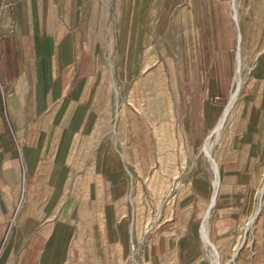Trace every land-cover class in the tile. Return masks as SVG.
<instances>
[{
  "label": "crops",
  "instance_id": "1",
  "mask_svg": "<svg viewBox=\"0 0 264 264\" xmlns=\"http://www.w3.org/2000/svg\"><path fill=\"white\" fill-rule=\"evenodd\" d=\"M120 2L139 5L135 21L156 0ZM232 2L169 0L188 6L175 17L179 34L195 31L182 53L165 57L169 80L162 63L139 81L110 75L114 45L90 21L98 38H82L71 0L16 2L2 16L0 264H231L236 250L245 264L247 225L255 217L253 243L264 225L263 203L255 216L264 46L244 79L242 67L232 116L211 137L225 108L216 101L230 98L244 55L246 1L237 20ZM132 25L124 33L133 37L140 26Z\"/></svg>",
  "mask_w": 264,
  "mask_h": 264
},
{
  "label": "rangeland",
  "instance_id": "2",
  "mask_svg": "<svg viewBox=\"0 0 264 264\" xmlns=\"http://www.w3.org/2000/svg\"><path fill=\"white\" fill-rule=\"evenodd\" d=\"M24 1L26 0H0V20L5 13L11 12L12 5L14 3L16 2L23 3ZM93 1L97 2L99 8L97 11L94 12H92V8H91ZM161 1L162 0H156V2L153 3H148V2L144 3L143 12L141 14L135 13L136 15L135 21H133L132 16H133V8L139 6L137 4H129L127 2L126 3L120 2L118 4V0H77V3L76 2L74 3L71 0V6L72 8L74 6V10L77 16L75 28L78 29V31H83L84 33H86L84 37L82 36V38H84L86 42L88 43L94 42L96 38H98V36L96 35V30L90 27L91 26L90 22L103 25L102 44H108V45L113 44L115 47L113 52L109 51V53H107L108 59L111 60L110 63H112V67L106 69L110 73V75L113 74L119 79L125 76L128 79L133 77V79L130 81H139L145 75H147L148 71L150 72L153 71L156 66L162 63L163 74L167 76L169 80V77H171L173 73L171 72L169 64L167 63V59L165 60V57L168 58V60H170V58L175 57L177 48L178 50L181 49V53H182V49L184 50V48L188 46V40L190 38H187V36L194 34L195 31L194 29H192L193 32L192 33L188 32L189 34L186 31V34L184 35V37H182V35H180L179 32L176 30L177 28L175 26L176 25L175 17L176 15L179 14V11L181 9H185L188 7L186 3L183 4L174 3L170 5L169 0H167L168 2L165 4L162 3ZM244 1L246 2L242 3L241 12L244 13L246 28H245V33L242 37V41L240 43L241 48L244 50V55L242 59L243 79L248 73L246 67L249 65L252 56L256 55L258 51L262 49L264 46V27H263L264 2L262 0H244ZM234 5L239 9L240 6L239 0H235V3L232 2L233 7ZM165 8H167L166 21L163 20ZM139 16L140 19H137L139 18ZM133 22H138L140 28H137V31H139L140 34L132 37L130 35H126L125 33L127 32L129 33V31L131 30L130 28L133 26L132 25ZM160 24L161 27H163L164 25L161 31H159ZM121 27L122 29H120ZM232 27L234 31V50L236 51L238 46V41H237L238 29L236 27L234 20H232ZM175 38L176 39L178 38V40L180 41L179 45L175 43L174 40ZM134 39H135L134 45L136 50L133 54L135 55L134 57H132L131 65H128L129 67H127L126 63L129 64L127 59L129 56L128 54L131 53L126 51L127 49L126 45L132 43ZM143 59L144 61L146 60V62H144L145 64L147 63L146 67L141 66ZM237 59H238V55H237ZM177 71H178V76H180L181 74L180 67H178ZM234 87H235V83L232 87V92L234 90ZM229 101L230 98L228 97L227 99H223L220 101L217 100L216 102L221 104V107L226 108L229 104ZM140 103L141 101L139 100V104ZM225 108L223 109V112ZM219 123L212 131L213 133L218 127ZM213 133H211V136H214ZM205 146L206 143L202 151L203 154L206 156V154L204 153ZM262 190H264V177H263L262 188L260 189L259 196L257 195L255 201L256 204L258 203L256 213L260 208L259 206L262 203L264 204V194L262 195L263 197L260 202ZM258 197H259V201H258ZM171 198H168V200L171 201L173 199ZM252 219H255V217H253ZM252 219L250 220L246 228L247 233L245 236V240L248 250H247V257L245 264H255V260H254L255 252H256L255 248L262 250L261 252L258 250L259 254L260 253L262 254V257L260 258V260H257V264H264V225L262 228L258 229L257 233H259L260 230V234L258 236L259 238L257 241L253 243L254 240L253 231L255 229L253 224L254 221H252ZM243 252H245V250ZM237 253H238L237 250L234 251L233 256H235V258H233L232 256L231 264L238 263L236 262L238 261Z\"/></svg>",
  "mask_w": 264,
  "mask_h": 264
},
{
  "label": "bare ground",
  "instance_id": "3",
  "mask_svg": "<svg viewBox=\"0 0 264 264\" xmlns=\"http://www.w3.org/2000/svg\"><path fill=\"white\" fill-rule=\"evenodd\" d=\"M235 20H237V7L235 6ZM237 22V21H236ZM243 55V54H242ZM153 57V56H152ZM242 61H241V58H239V62H238V73H237V78H236V82H235V87H234V90L231 94V97H230V101H229V104L228 106L225 108L223 114H222V118H221V121L218 125V127L216 128V130L214 131L213 135H217L219 134V132L223 129V127L225 126V124L228 122L229 118L232 116V113H233V110H234V107H235V104L238 100V96H239V92L241 90V86H242V79H241V71H242ZM152 81V80H151ZM153 84V83H152ZM239 104V103H238ZM230 124V123H229ZM227 125V124H226ZM221 135V134H220ZM212 137V136H211ZM226 149V148H225ZM204 153L206 154V157L207 158H211L210 157V142L209 140H207L206 142V146H205V149H204ZM212 161V160H211ZM214 162V161H213ZM216 163V162H214ZM216 167V166H215ZM217 168V167H216ZM215 169V168H214ZM218 174V172H216ZM218 176V175H217ZM264 194V190L261 191V197H260V202L262 200V195ZM261 206V205H260ZM259 206V207H260ZM260 211V208L258 209V212ZM257 212V213H258ZM256 213V215H257ZM255 215V216H256ZM252 221H254V219H252ZM249 228V227H248ZM233 258H235V256H233Z\"/></svg>",
  "mask_w": 264,
  "mask_h": 264
}]
</instances>
